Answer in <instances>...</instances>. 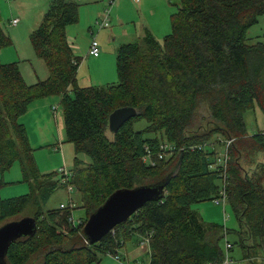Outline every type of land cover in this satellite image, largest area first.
Wrapping results in <instances>:
<instances>
[{
  "label": "trees",
  "instance_id": "16d2710c",
  "mask_svg": "<svg viewBox=\"0 0 264 264\" xmlns=\"http://www.w3.org/2000/svg\"><path fill=\"white\" fill-rule=\"evenodd\" d=\"M175 5L171 31L163 40L146 28L140 41L119 46L116 82L78 83L82 59L67 35L68 26L80 18L76 0H52L31 32L36 55L48 67L47 78L29 84L17 62L0 59V169L19 161L30 184L26 194L0 195V225L31 206L37 219L34 235L9 246V264L100 262L135 236L148 238V264H226L227 256L232 264L230 252L236 244L243 258L255 264L248 252L264 248V162L248 170L244 160L264 153V129L249 133L245 112L256 103L264 112V41L251 43L248 36L264 15V0H180ZM11 43L0 17V51ZM53 95L61 96L66 140L75 146L67 175L40 173L20 120L33 101ZM202 104L209 118L200 130L195 120ZM123 106L135 107L138 113L110 137L109 116ZM143 119L148 124L136 129L135 123ZM229 139L232 142L222 150L229 155L224 170L217 146L227 145ZM163 142L173 149L161 158ZM81 153L92 161L86 164ZM146 157L155 164L145 162ZM224 176L227 201L240 222L239 241L226 240V248L221 241L233 231L205 221L192 208L218 197ZM159 183L164 190L157 199L101 241L84 242L87 219L112 193ZM59 185L81 193L86 215L76 224L70 220L72 203L43 208Z\"/></svg>",
  "mask_w": 264,
  "mask_h": 264
},
{
  "label": "rangeland",
  "instance_id": "374dc122",
  "mask_svg": "<svg viewBox=\"0 0 264 264\" xmlns=\"http://www.w3.org/2000/svg\"><path fill=\"white\" fill-rule=\"evenodd\" d=\"M77 1L81 2V7H79L80 20L79 22L69 26L67 31H72L76 36H78V42L81 44L82 49L88 50L90 47L91 38L93 36V34L91 35L92 30H94V36L98 38L101 44L103 40L108 37V35L105 33L106 29L99 30V28L97 27L98 25L96 24L97 20L94 18L97 16H99L97 17V19L101 18L100 14L103 9L104 12L106 9H111V18L113 16V9L115 6L114 4L117 0H113L112 3L111 0H102L101 2H92L88 0ZM159 1L162 0L147 1L145 9L142 11V9L140 10V8L136 7L132 3V0H122V5L119 10V12L121 13V18L123 19L122 25H118L117 22L113 21L115 19H111V23L109 25L110 27L107 28V30L117 27V42L123 39L128 40L127 42H138L141 40V38H137V33L141 32L140 29L142 28L141 15H144L149 20V22L155 24V28H157V31L155 30V34L153 33V35L156 38L163 40V37L167 34V32L169 33V31H171V15L168 16L167 11L165 14L164 7L159 3ZM170 2L175 5L176 3H179L180 0H170ZM48 7L49 5L47 3V0H0V17L2 20V25L6 32L9 33L10 37L12 38V43L3 47L1 50L8 53V56H12V54L17 56V59L11 60L9 62H17L20 70L22 66H26L28 68V71H31V73H33H25V80H27L29 84H33L34 82H36V80H39L40 71L38 70L40 69H38V61H41V58L39 59L36 55L31 40V32L40 24ZM138 10H140L139 15ZM13 18H18L20 20L18 26L11 25L10 21ZM137 20L139 23L137 22ZM90 27H92L91 30ZM151 27L153 28V25H151ZM97 31H99L98 34ZM248 36L250 38L249 42L251 43L257 42L258 40L264 41V15H261L259 17L258 23L253 25L249 29ZM107 45H109L110 48H113L114 42H111V44L107 43ZM119 46L120 45L116 46L115 48H117L118 50ZM79 54L81 55V52ZM43 61H41L43 63L42 65H44ZM35 70L37 71V74ZM88 70L89 67L84 66L82 77L80 79L78 77L79 84L80 82L82 84L86 80L83 75L86 76V74H88ZM30 75L33 79H31ZM53 96L57 98L56 101H59V103H57L56 105V108L54 107V110H57V117L56 121H54L53 129L50 125L44 124L43 128L45 132L44 136H42L38 133V131H36L37 134L35 135V133L30 130L29 127H26L30 145L33 149V157L41 174H54L55 172L60 171L62 168L70 170L75 161V146L72 142H68L66 140L63 107L60 103L61 96ZM208 118L209 112L207 109V105L202 104L199 109V114L195 120V127L201 126L199 128L200 130L205 129L208 125ZM245 121L247 130L251 134L258 130L264 129V112L257 103L255 104L254 108H250L245 112ZM147 124L148 122L143 119L135 123V128L140 129L145 127ZM107 133L110 137H112V132L110 130H108ZM211 145H214L215 148H221V150L218 152H221L224 148H226V144L222 147V145L219 143L216 147V141H214ZM216 157L218 156L216 155ZM79 158L86 164L92 161L91 156L87 153H81ZM261 162H264L263 152L257 153L254 158H246L244 160V166L246 169L251 170L256 166L257 163ZM28 192H30V184L24 179L21 164L19 161L14 162L9 168H6L5 170L0 169V195L3 198L16 197ZM62 202L66 205H71L72 203L71 206L73 207V216L75 218V221L86 215V210L82 207L81 193L77 188L73 186L71 189H69V187L67 186L59 185L52 194L51 198L43 204V208L45 210L56 208L59 207ZM192 208H194V210H196L205 221L224 225L225 228L233 231L221 241V244L224 246V248H226V240H230L232 242L239 241L240 237L237 232L240 229V222L236 216L234 209L228 201L225 203H217L214 200H206L193 204ZM33 212L34 207L31 206L26 211L16 216L15 219H19L24 216H33ZM242 230V236L246 238L247 233L244 232V228H242ZM84 242L87 243L86 240ZM135 242L136 237L128 241L125 245L126 247L124 246L123 248H121L118 254L123 256L126 248L133 251V249L136 247ZM246 242L248 244H252L251 239H247ZM145 245L146 247H148V243ZM141 248L142 250L143 248L145 249L144 246H142ZM248 253L250 254L255 264H264V248L256 251L252 247L251 251H249ZM230 254L232 257H234V262L232 264H250V259L243 258L242 248L240 245L236 244L235 249L231 251ZM109 255L112 256V254ZM103 258H107V255H105ZM39 261V259H35L34 263H38ZM114 261L115 264H120L115 260V258ZM101 262L102 261H95L91 262L90 264H100Z\"/></svg>",
  "mask_w": 264,
  "mask_h": 264
},
{
  "label": "crops",
  "instance_id": "0c3cea01",
  "mask_svg": "<svg viewBox=\"0 0 264 264\" xmlns=\"http://www.w3.org/2000/svg\"><path fill=\"white\" fill-rule=\"evenodd\" d=\"M88 1H92V2L93 1L94 2L100 1L101 2L102 0H88ZM147 1H149V0H132V3L136 7L140 8V10L142 9V11H143L145 9ZM51 2H52V0H47L48 5H50ZM77 2L81 3L80 1H77ZM159 3L163 5L164 12L166 14V11H167L168 16L172 15V13L176 11V6L173 5L170 2V0H162V1H159ZM114 5L115 6L113 9V16L111 18H110V14H109L110 23H111V19H115L113 21L117 22L118 25H122L123 19L121 18V13L119 12L121 5H122V0H117ZM79 7H81V4ZM172 8H173V10H172ZM140 10H138V15L140 14ZM110 13H111V9H110ZM79 14H80V10H79ZM100 15H101V17H103L105 15L104 9ZM97 17H99V16H97ZM97 17H95L94 19L97 20ZM79 20H80V18H79ZM141 21H142V23H141L142 28L140 29L141 32H138L139 34L137 33V38H142L144 36L146 28H148L152 33H154L155 30L157 31V28H155V24H152L151 22H149V20L144 15H141ZM137 22H138V20H137ZM10 23H11V25L18 26L20 23V20L18 19V22L16 24H13L11 21H10ZM151 25H153V28L151 27ZM69 26H71V25H69ZM69 26H68V28H69ZM109 27L110 26H107L105 28H99V30L100 29H102V30L106 29L105 33L108 35V37L103 40L102 44L100 43L101 53L98 56L91 55L89 53V49L88 50L82 49L81 44L78 42V36H76L72 31H67L68 41L72 45L75 54L82 59L81 64L79 66V70H78L79 79L82 77V71H83L84 66L89 67V70L87 72L88 74H86V76L83 75L86 78V80L82 84L80 82L81 86L104 85L107 83L116 82L118 80L117 58H116L117 48H115V47L118 45L124 44V43H129V42H127L128 40H124V39L117 42V36H118L116 34V28L117 27H115L114 29L107 30V28H109ZM170 27H171V24H170ZM91 28L92 27H90V30H91ZM70 32H71V34H70ZM93 32H94V30H92L91 35L93 34ZM98 33H99V31H97V34ZM111 42H114L113 48H110L109 45H107V43L111 44ZM80 52H81V55L79 54ZM16 57L17 56L14 54H12V56H8V53H6L5 51H3V50L0 51V59L2 62L3 61L9 62L11 60L17 59ZM41 61H43V60L41 59ZM41 61H38V65H39L38 69H40V70H38V71H40L39 80L47 78V76L49 74L48 67H47L45 61H43L44 65H42L43 63ZM36 70H35V72L37 74ZM21 72H22L24 77H25V73L26 74L31 73V71H28V68L26 66H24V67L22 66ZM31 74H33V73H31ZM25 79H26V77H25ZM31 79H33L32 76H31ZM39 80H36V82ZM30 83H33V82H30ZM56 100H57L56 97L49 96V97L40 98L38 100L33 101L31 103L28 111L21 116V118H20L21 122L24 123V125L26 127H29L30 130H32L35 133V135L37 134L36 131H38V133L40 135L44 136V132H45L44 128H43L44 124L50 125L51 128L53 129L54 121H56L57 110L55 111L54 107H56L57 103H59V101H56ZM60 101H61V98H60ZM64 204L65 203L62 202L60 204V206H62ZM135 237H136V242H135L136 247L133 249V251L126 248V251L123 253L124 255L121 257L124 258V259L123 258L122 259L127 264H148L150 261V246L148 244V247H146L145 244H147V243L142 242V238L140 236H135ZM142 246H144L145 249L143 248V250H142V248H141ZM103 257H102L103 260L101 259L102 262L100 264H115L113 256L107 254V258L104 259Z\"/></svg>",
  "mask_w": 264,
  "mask_h": 264
},
{
  "label": "water",
  "instance_id": "95a60500",
  "mask_svg": "<svg viewBox=\"0 0 264 264\" xmlns=\"http://www.w3.org/2000/svg\"><path fill=\"white\" fill-rule=\"evenodd\" d=\"M137 113V109L132 106L115 109L109 116L110 131L117 132ZM163 190L164 183L116 190L90 214L83 228L85 240L91 243L101 241L116 225L126 221L147 202L157 199ZM36 231L37 219L34 216L12 219L0 225V264H9L6 255L12 242L22 237L32 236Z\"/></svg>",
  "mask_w": 264,
  "mask_h": 264
},
{
  "label": "built area",
  "instance_id": "2783aa9c",
  "mask_svg": "<svg viewBox=\"0 0 264 264\" xmlns=\"http://www.w3.org/2000/svg\"><path fill=\"white\" fill-rule=\"evenodd\" d=\"M112 2H113V0H111V3H112ZM109 14H110V9H107V10L105 11V15H104L103 17L97 19L96 24L98 25V26H97L98 28H105V27H107V26L110 25ZM11 22H12L13 24H16V23L18 22V18H13V19L11 20ZM89 53H90L91 55H93V56H98V55H100V53H101L100 42H99V40L97 39V37L94 36V32H93V36H92V38H91V42H90ZM55 108H56V107H55ZM232 140H233V139H232ZM232 140L229 139V141L227 142V145H226L227 147H228V145L232 142ZM227 147H226L225 149H227ZM172 149H173V147H172V145H171L170 143H168V142H163V143L161 144V152H159V153H160L159 156L162 158V157L167 153L168 150H172ZM228 158H229V155L227 154L226 150L221 151V152L219 153V155H218V158H217L218 163H219V164H222V165L224 166V170H225V167H226V161L228 160ZM144 161H145V162H150V163H152V164H155V162H154L153 160H150L148 157L144 158ZM60 171L63 172L65 175H67V174L70 173V171H69L68 169H65V168H62ZM224 174L226 175V171L224 172ZM66 180H67V179H66ZM226 184H227V183H226V176H224V179H223V181H222V187H221V190H220V194H219L218 197H216V198L214 199L215 202H217V203H220V202L225 203V202H227ZM71 188H72V187L70 186L69 189H71ZM226 204H227V203H226ZM63 206H64V205H63ZM225 206H226V205H225ZM70 220H71L73 223H75V224L79 222V220H76V221H75V218H74L73 215L70 217ZM142 242H146V243H148V238L145 239V240L142 241ZM230 246H231L230 243H227V247H230ZM112 256H113V257L115 258V260L118 261L120 264H127L126 262H124V260L122 259V257H121L120 254L117 253V254H113ZM231 260H232V259H230L229 257H227L226 260H225V263H226V264H229V263L232 262Z\"/></svg>",
  "mask_w": 264,
  "mask_h": 264
}]
</instances>
